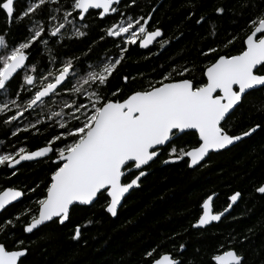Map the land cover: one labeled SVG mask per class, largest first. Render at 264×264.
I'll use <instances>...</instances> for the list:
<instances>
[{
  "label": "snow or ice",
  "instance_id": "6c2138e0",
  "mask_svg": "<svg viewBox=\"0 0 264 264\" xmlns=\"http://www.w3.org/2000/svg\"><path fill=\"white\" fill-rule=\"evenodd\" d=\"M17 3L18 0H0V14L7 21L5 31L0 32V113L15 109L9 118L15 121L37 106L46 107L57 98L63 99L62 91L76 97L70 102L63 100L60 110L51 112V118H59L55 124L60 131L48 139L45 146L36 150L20 147L15 155H0V166L6 168H14L21 161L51 159L49 154L55 157L50 182L42 198L36 201L37 214L23 227L24 232L32 233L54 220L63 225L70 220L76 206H91L97 201L103 202L107 213L116 216L122 198L134 186H139V181L147 174L146 166L164 151L170 158L164 163L187 157L191 167L204 160L210 151L225 149L264 128L255 124L241 134L228 130V117L241 105L248 91L264 88V10L249 18L250 32L243 41L246 47L235 55L215 56L204 67L200 79L189 78L191 69L187 66L172 67L163 70L155 82L149 81L121 95L120 88L108 92L104 89L125 59L128 46L138 44L140 48H148L163 35L159 27L149 30L151 15L124 19L121 13V21L104 29L105 34L100 37L101 40L120 38L119 54L102 60L97 57L88 64L87 55L68 57L55 45L63 46L65 38L78 39L87 35L81 29L88 25L80 23L77 26V22L85 21L92 14L90 10H100L97 13L100 18L118 13L115 5L120 0H70L67 7L61 0H25V8L20 12H17ZM224 11L223 7L216 9L217 14ZM204 19L201 17L197 23ZM13 25L23 26L24 31L19 39L13 38L10 42L8 37ZM68 26L72 28L71 33ZM234 40L235 37L227 40L224 47ZM218 51L211 47L202 54ZM128 79V76L123 77L125 82ZM14 80L19 90L10 92ZM21 91L27 98L20 95ZM38 123L39 120L31 127L36 128ZM189 130L198 134L197 146L190 150L178 149L175 141ZM134 172L137 174L130 182L122 181ZM256 191L264 194V185ZM23 195V191L11 187L0 191V211ZM240 195L236 192L230 200L236 202ZM212 199L210 195L203 200V214L194 226L221 219L223 212L213 214ZM231 206L229 204L228 208ZM91 223L86 221L83 226ZM3 224L0 233L7 236L13 221L8 219ZM81 227L80 224L75 226L73 239L80 238ZM154 251L146 253L150 258L146 264H181L171 254L154 256ZM27 252L22 239H14L12 248L0 242V264H23L22 258ZM211 260L215 264H242L243 257L230 249L213 255Z\"/></svg>",
  "mask_w": 264,
  "mask_h": 264
},
{
  "label": "trees",
  "instance_id": "16d2710c",
  "mask_svg": "<svg viewBox=\"0 0 264 264\" xmlns=\"http://www.w3.org/2000/svg\"><path fill=\"white\" fill-rule=\"evenodd\" d=\"M69 2L61 0L65 7ZM218 7L225 9L223 14H217ZM16 8L17 12L23 11L25 0H20ZM261 10L264 0H135L134 4L132 0H124L118 13L104 19L91 11L85 21L77 22V26L88 25L81 29L87 35L65 38L63 46L57 43L55 47L68 57L87 55L88 64L97 57L111 58L119 54L117 45L122 42L120 38L101 40L103 30L119 23L121 13L124 19L151 15L149 30L159 27L163 39L148 50H141L138 44L128 46L125 59L104 89L108 92L120 88L124 95L149 81L155 82L163 70L172 67L187 66L191 69L189 78L200 79L204 67L215 56L235 55L246 47L243 41L250 32L249 18ZM201 17L205 19L197 23ZM6 26V18L0 14V32ZM23 31V26L13 25L9 41L19 39ZM71 31L68 26V32ZM233 37L234 43L224 47ZM211 47L219 51L202 54ZM35 59L39 63V57ZM125 76L129 77L127 82L123 80ZM12 90H19L15 80L9 91ZM20 95L27 98L25 92ZM61 96L63 99L57 98L46 107L37 106L15 121L9 119L15 109L0 113V155H15L20 147L36 150L45 146L60 131L55 124L59 118H51V112L59 111L63 100L76 99L66 90ZM37 120V127L32 128L31 124ZM255 124L264 126V88L248 93L228 117V130L233 134H241ZM197 139V134L190 132L176 140L174 146L190 150L197 146ZM50 157L25 163L14 171L0 166V191L11 187L24 193L22 201L0 215V228L4 227V221H13L9 235L0 233V242L12 248L14 239H22L28 248L23 264H146L150 259L146 253L153 250L154 256L171 254L181 264H215L211 257L230 249L242 255V264H264V194L256 191L264 185V128L228 150L211 154L195 169L189 168L187 159L163 166V161L169 159V153L164 151L146 168L147 176L124 200L116 218L106 212L103 202L97 201L91 207L76 206L64 225L54 221L27 235L22 229L37 214L36 201L42 198L55 167L52 164L55 157ZM135 174L126 175L123 182H130ZM236 192L241 199L226 218L206 229H194L202 215L204 199L217 194L213 207L215 213H220ZM89 220L92 223L84 227ZM77 224L82 226L81 236L73 239Z\"/></svg>",
  "mask_w": 264,
  "mask_h": 264
},
{
  "label": "water",
  "instance_id": "95a60500",
  "mask_svg": "<svg viewBox=\"0 0 264 264\" xmlns=\"http://www.w3.org/2000/svg\"><path fill=\"white\" fill-rule=\"evenodd\" d=\"M20 0H18V2H19ZM124 0H120V3L118 4V5H115L117 8L119 7V5L123 2ZM90 11H94V12H99L100 10H90ZM116 13H111V14H109V15H107V16H112V15H115ZM107 16H105V17H107ZM104 17V18H105ZM100 18V17H99ZM104 18H100V19H104ZM163 33V32H162ZM116 39H118V38H116ZM163 39V35L161 36V37H158L154 42H153V44H151V45H149V47L148 48H140L141 50H148V49H150V48H152V47H154L155 45H156V43H158L159 41H161ZM258 89H260V88H257V89H254V90H249L248 91V93H250V92H252V91H255V90H258ZM237 108H235V110H236ZM234 110V111H235ZM233 111V112H234ZM232 112V113H233ZM231 113V114H232ZM230 114V115H231ZM194 133V131H192V130H189V132L188 133ZM256 133V132H255ZM254 133V134H255ZM254 134H252V135H254ZM251 135V136H252ZM197 136H198V134H197ZM251 136H249V137H244L242 140H240V141H236V142H234V144L233 145H230V146H228L227 148H225V149H221V150H218V151H210L209 152V154L204 158V160H202L198 165H195V166H189V168L190 169H195V168H197V167H199L200 165H202L208 158H209V156L211 155V154H215V153H219V152H222V151H224V150H228V149H230L231 147H233V146H235V145H237V144H239L240 142H242V141H244V140H246V139H248V138H250ZM52 154H49V157L51 156ZM46 158H48V157H45V158H38V159H36V160H32V161H21V163L19 164V165H16L14 168H9L10 170H17L21 165H23V164H25V163H34V162H38V161H41V160H44V159H46ZM157 159V158H156ZM155 159V160H156ZM170 159V158H169ZM185 159H187L188 160V163L190 164V160H189V158H187V157H185L184 159H181V160H170V162L169 163H163V166H168V165H171V164H176V163H179V162H182L183 160H185ZM154 160V161H155ZM153 161V162H154ZM153 162H150V165L153 163ZM149 165V166H150ZM149 166H146V168H148ZM146 168H145V170H146ZM146 173L148 174V172L146 171ZM147 174L144 176V177H142L141 178V180L139 181V186L138 187H133L132 189H130V191L125 195V197L124 198H122V201H121V204L118 206V210H117V214H118V211L120 210V208L122 207V205H123V203H124V200L134 191V190H136V189H138L139 187H140V183H141V181H142V179H144L146 176H147ZM124 180V178H122V181ZM6 190V189H5ZM17 190V189H16ZM4 191V190H3ZM212 197H213V199H212V202H211V207H212V211H213V214H218V213H215L214 212V207H213V203H214V201H215V199H216V197H217V194H214V195H212ZM24 198V195L22 196V197H20V198H18L16 201H13V202H11V204H9V205H7L6 206V209L5 210H2V211H0V215H2L8 208H10L11 206H13L14 204H17V203H19L20 201H22V199ZM240 199H241V195H240V197H238V199H237V201L236 202H232L230 199H229V204H231L232 206H231V208H228L227 207V211H223V215L221 216V219L219 220V221H210L209 222V224H207V225H204V226H194V229H206L207 227H210L211 225H216V224H219L224 218H226L231 212H232V210H233V208L239 203V201H240ZM96 203V202H95ZM94 203V204H95ZM93 204V205H94ZM78 206H80V205H78ZM92 206V205H91ZM91 206H80V207H91ZM109 214V213H108ZM202 214H203V212H202ZM111 215V214H110ZM112 216V215H111ZM117 216V215H116ZM116 216H112L113 218H116ZM55 221V220H54ZM54 221H52V222H54ZM52 222H46L44 225H42V226H39L37 229H35L32 233H34V232H36L37 230H39L40 228H42L43 226H46V225H48V224H50V223H52ZM68 222V221H67ZM67 222H65V224L67 223ZM198 222V221H197ZM64 225V224H63ZM195 225H197V223H195ZM32 233H26L27 235H30V234H32ZM26 257V256H25ZM25 257H23L22 259H24Z\"/></svg>",
  "mask_w": 264,
  "mask_h": 264
},
{
  "label": "flooded vegetation",
  "instance_id": "af4514ba",
  "mask_svg": "<svg viewBox=\"0 0 264 264\" xmlns=\"http://www.w3.org/2000/svg\"><path fill=\"white\" fill-rule=\"evenodd\" d=\"M52 156V155H51ZM18 158V157H17ZM223 212V211H222ZM221 213V212H220Z\"/></svg>",
  "mask_w": 264,
  "mask_h": 264
}]
</instances>
